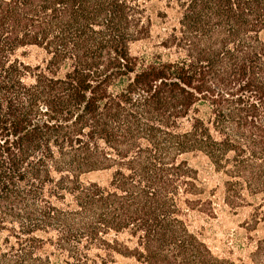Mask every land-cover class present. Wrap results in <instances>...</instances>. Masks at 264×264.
<instances>
[{"label": "trees", "instance_id": "obj_1", "mask_svg": "<svg viewBox=\"0 0 264 264\" xmlns=\"http://www.w3.org/2000/svg\"><path fill=\"white\" fill-rule=\"evenodd\" d=\"M128 260L264 264V0H0V264Z\"/></svg>", "mask_w": 264, "mask_h": 264}, {"label": "rangeland", "instance_id": "obj_2", "mask_svg": "<svg viewBox=\"0 0 264 264\" xmlns=\"http://www.w3.org/2000/svg\"><path fill=\"white\" fill-rule=\"evenodd\" d=\"M158 31V29L156 28L154 34ZM132 51L133 52H139L140 51V43L135 44L132 47ZM237 217H232V218H228V217H223L220 218L216 221L213 222V224L211 225V229L208 228L206 230L207 235H213L215 233V235L220 236L223 234L224 231H227L226 229L232 228L236 225L237 223ZM240 219V217H239ZM211 231H214L213 234H211ZM124 264H133L132 261L128 260V261H124Z\"/></svg>", "mask_w": 264, "mask_h": 264}]
</instances>
